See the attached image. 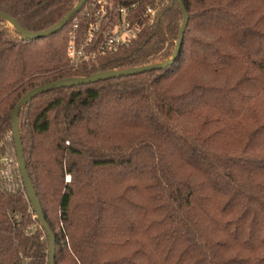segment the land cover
<instances>
[{
	"label": "trees",
	"instance_id": "16d2710c",
	"mask_svg": "<svg viewBox=\"0 0 264 264\" xmlns=\"http://www.w3.org/2000/svg\"><path fill=\"white\" fill-rule=\"evenodd\" d=\"M109 1V13L137 5L138 37L77 69L70 35L82 43L96 0L31 41L0 18V144L10 135L14 150L11 114L32 89L172 57L177 3ZM180 1L170 65L42 92L18 112L54 264H264V0ZM78 2L0 0V12L42 32ZM48 249L27 197L0 177V264H48Z\"/></svg>",
	"mask_w": 264,
	"mask_h": 264
},
{
	"label": "water",
	"instance_id": "95a60500",
	"mask_svg": "<svg viewBox=\"0 0 264 264\" xmlns=\"http://www.w3.org/2000/svg\"><path fill=\"white\" fill-rule=\"evenodd\" d=\"M87 0H79L78 4L71 10L69 14H67L63 19H61L57 24L54 26L50 27L47 30H44L42 32H28L24 30L13 18H11L9 15L0 12V18L6 21L16 32H19L22 36V39L25 41H31L34 39L38 38H45L47 36H50L54 34L55 32L61 30L70 20V18L83 6V4ZM173 2L177 3L182 15H183V20L182 24L180 26L178 36H177V42L176 46L174 49V53L172 57L165 63H160L157 65H152V66H147V67H140V68H134V69H129L125 71H117V72H106V73H101L95 76L87 77V78H78V79H62L58 80L56 82H52L43 86H39L37 88L32 89L29 91L17 104V106L14 108L11 114V122H12V140L14 143V151H15V157H16V163L17 167L20 173V178L22 181V185L24 187V191L26 194V197L28 201L31 204L32 211L35 214L40 227L45 231L46 236L48 238V243H49V249H48V264H54V235L49 226L47 225L45 218L42 213V209L40 206V203L34 194L31 183H30V178L28 175V171L26 168L25 160L23 157V151L21 147V142L19 138V133H18V126H17V115L19 110L30 100H32L36 95L42 92H46L52 89H61V88H71L77 85L81 84H89V83H95L97 81L101 80H107V79H112V78H119V77H126V76H132V75H137V74H142L147 71H152V70H158L167 67L172 63V61L176 58L182 38L184 35V31L187 25L188 21V16L185 11V8L180 0H172Z\"/></svg>",
	"mask_w": 264,
	"mask_h": 264
},
{
	"label": "built area",
	"instance_id": "2783aa9c",
	"mask_svg": "<svg viewBox=\"0 0 264 264\" xmlns=\"http://www.w3.org/2000/svg\"><path fill=\"white\" fill-rule=\"evenodd\" d=\"M96 4L101 9L95 14V23L91 25L88 33L85 35L82 43L77 46L75 44L74 32L70 35V45L68 48V57L70 66L77 69L82 63L96 58L97 56H105L106 54L118 49L129 46L135 39L140 29L136 26L137 20L135 11L136 4L126 7H117L113 13L106 10L107 2L104 0H96ZM94 6V4H92ZM146 16L153 22L156 16L155 9L151 7L145 8ZM104 25L103 29L102 26ZM76 28L74 22L73 30ZM102 30V31H101ZM101 33L99 45L96 50L87 51L86 48L97 41V35Z\"/></svg>",
	"mask_w": 264,
	"mask_h": 264
},
{
	"label": "rangeland",
	"instance_id": "374dc122",
	"mask_svg": "<svg viewBox=\"0 0 264 264\" xmlns=\"http://www.w3.org/2000/svg\"><path fill=\"white\" fill-rule=\"evenodd\" d=\"M104 1L107 2L108 6H110L109 0ZM138 34L136 38L138 37ZM11 142V136L8 135L0 144V177L6 179L10 183L11 189H20L24 194V197L26 198L24 187L19 177V171L16 163L15 153L13 150V144H11ZM65 181H69L68 176L65 178Z\"/></svg>",
	"mask_w": 264,
	"mask_h": 264
}]
</instances>
